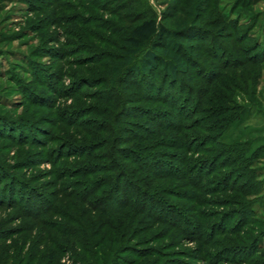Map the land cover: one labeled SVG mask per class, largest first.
<instances>
[{"label": "rangeland", "instance_id": "374dc122", "mask_svg": "<svg viewBox=\"0 0 264 264\" xmlns=\"http://www.w3.org/2000/svg\"><path fill=\"white\" fill-rule=\"evenodd\" d=\"M0 264H264V0H0Z\"/></svg>", "mask_w": 264, "mask_h": 264}, {"label": "trees", "instance_id": "16d2710c", "mask_svg": "<svg viewBox=\"0 0 264 264\" xmlns=\"http://www.w3.org/2000/svg\"><path fill=\"white\" fill-rule=\"evenodd\" d=\"M162 33H167V31L152 13L148 14L142 22L136 24L125 40L124 48L127 52L128 63H131L135 57H141V63L145 71L149 72L156 68L158 59L156 51L147 49V46L152 44ZM169 67V72L173 76L177 71L178 61L174 60L169 64Z\"/></svg>", "mask_w": 264, "mask_h": 264}]
</instances>
